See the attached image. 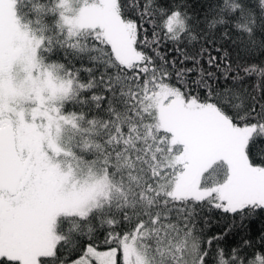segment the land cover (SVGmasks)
Wrapping results in <instances>:
<instances>
[{"label":"snow or ice","instance_id":"obj_1","mask_svg":"<svg viewBox=\"0 0 264 264\" xmlns=\"http://www.w3.org/2000/svg\"><path fill=\"white\" fill-rule=\"evenodd\" d=\"M0 264H264V0H0Z\"/></svg>","mask_w":264,"mask_h":264}]
</instances>
